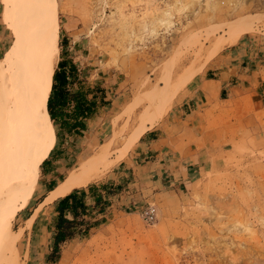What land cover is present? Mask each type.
<instances>
[{
  "label": "rangeland",
  "instance_id": "rangeland-1",
  "mask_svg": "<svg viewBox=\"0 0 264 264\" xmlns=\"http://www.w3.org/2000/svg\"><path fill=\"white\" fill-rule=\"evenodd\" d=\"M30 1L34 0H0L6 27L0 31V77L4 55L28 14ZM56 3L58 58L64 51L61 39L68 33L67 53L84 79V88L94 98L99 90H107L100 84L110 81L108 90L115 89L118 107L114 117L100 126L102 135L93 132L94 124L83 138L73 133L57 140L52 123L46 120L39 128L41 156L32 181H41L43 187L38 184L24 197L20 193L14 204L13 231L19 242L14 264H264V110L235 112L216 102L205 111L192 133L194 139L179 150L193 143L200 151L192 184L177 190L173 199L156 202L153 220L142 213L149 203L141 210L115 211L114 216L99 219L87 237L76 235L63 243L56 262L48 260L56 205L42 203L47 187L39 169L53 147L52 157L58 161L50 177L56 181L65 178V163L74 162L79 154L86 160L112 137L128 140L142 121L150 126V120L152 126L161 122L175 97L225 45L240 37L264 39V0ZM249 22L252 29L233 40L240 24ZM91 136L93 144L82 148ZM136 141L129 147L114 144L112 163L101 167L83 187L103 179L111 193L125 187L127 179L120 178L114 185L115 179L109 176L124 169L117 164L126 159Z\"/></svg>",
  "mask_w": 264,
  "mask_h": 264
},
{
  "label": "crops",
  "instance_id": "crops-1",
  "mask_svg": "<svg viewBox=\"0 0 264 264\" xmlns=\"http://www.w3.org/2000/svg\"><path fill=\"white\" fill-rule=\"evenodd\" d=\"M2 29L6 27L2 22L0 11V31ZM63 36L66 44L58 61L62 58L70 59L67 52L70 50L71 40L68 33H64ZM110 83L107 80L106 85L100 84L101 88L106 86L107 90L96 92L98 96L93 98L95 112L89 118H84L85 129L82 130L81 135H76L85 137L83 133L93 124V132L98 133L100 126L103 128V123L114 117L119 99L116 98L114 88L108 90ZM213 102L221 103L228 109H234L235 112H242L246 108L248 112L264 110V39L240 37L212 56L188 87L175 97L165 118L148 127L135 142L126 159L118 162L117 168L122 165L124 169L110 175L109 179H115L113 183L115 185L118 184L117 180L125 178L126 186L118 192H106L110 190V184L107 186V179H103L100 183L81 189L84 203L87 205V212L83 217L98 222L101 218L114 216V212L119 213L121 209L141 210L144 203L150 205L152 202L154 205L156 202L169 201L174 198L173 194L177 196V190L180 191L192 184L197 171L196 166L200 161V151L196 150L193 143L187 144L183 152L180 153L179 150L183 143L194 139L192 133L198 129L204 120L205 111ZM41 116L42 126H45L47 120L45 105ZM87 121H90L89 125ZM39 128H42L40 119ZM64 134L69 135L64 131H60L58 135L56 133V140ZM98 134L102 135L101 132ZM89 138L82 148L93 144L92 140L95 138L92 136ZM99 142H103L102 136ZM54 152L55 147L46 158L42 159L40 164L42 166L39 169L46 178L44 185L47 187V193L63 180L58 178L55 181L50 177L54 164L58 161L52 157ZM59 173L62 174L61 171ZM39 184L42 186L41 181ZM65 215L70 217L67 211ZM98 225L99 223L93 226L90 232Z\"/></svg>",
  "mask_w": 264,
  "mask_h": 264
},
{
  "label": "bare ground",
  "instance_id": "bare-ground-1",
  "mask_svg": "<svg viewBox=\"0 0 264 264\" xmlns=\"http://www.w3.org/2000/svg\"><path fill=\"white\" fill-rule=\"evenodd\" d=\"M57 11L56 0L30 1L28 14L3 59L0 77V264H14L19 254L12 222L17 197L20 193L26 196L39 184L36 179L32 181V176L41 156L39 119L58 61ZM251 23H241L233 40L250 31ZM161 91H157V95ZM150 123L152 126L154 122L150 120ZM151 126L142 121L128 140L112 137L100 150L89 153L88 159L79 154L74 162H66L65 178L47 193L42 203H54L73 189L82 188L97 176L101 167L107 168L112 163L110 152L114 144L129 147ZM121 156L118 155L117 160ZM27 184L29 187L25 188Z\"/></svg>",
  "mask_w": 264,
  "mask_h": 264
},
{
  "label": "trees",
  "instance_id": "trees-1",
  "mask_svg": "<svg viewBox=\"0 0 264 264\" xmlns=\"http://www.w3.org/2000/svg\"><path fill=\"white\" fill-rule=\"evenodd\" d=\"M65 44L66 39L63 36L61 45ZM83 83L84 79L72 59L62 58L57 62L52 76L51 90L45 103L47 122L53 124L57 135L59 131L81 135L82 130L85 129L84 118H89L95 112L93 93L89 88L85 89ZM90 94H92L91 97H88ZM42 125L43 117L41 116L40 127ZM44 162L45 159L43 164ZM111 190L110 188L108 192ZM98 201L102 202V200ZM55 205L56 218L48 254V260L52 263L57 261L60 246L63 243L76 235L87 237L90 229L98 224L97 221H90L83 217L87 212V205L84 203V194L81 189H74L59 198L55 201ZM66 211L70 213V217L65 215Z\"/></svg>",
  "mask_w": 264,
  "mask_h": 264
},
{
  "label": "built area",
  "instance_id": "built-area-1",
  "mask_svg": "<svg viewBox=\"0 0 264 264\" xmlns=\"http://www.w3.org/2000/svg\"><path fill=\"white\" fill-rule=\"evenodd\" d=\"M144 217L147 220H153L155 213H156V207L154 205H147V207L142 211Z\"/></svg>",
  "mask_w": 264,
  "mask_h": 264
}]
</instances>
